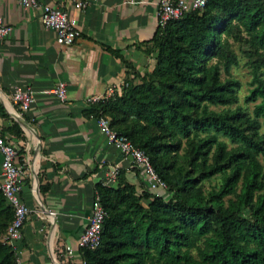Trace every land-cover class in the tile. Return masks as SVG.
Returning <instances> with one entry per match:
<instances>
[{"label":"trees","instance_id":"obj_1","mask_svg":"<svg viewBox=\"0 0 264 264\" xmlns=\"http://www.w3.org/2000/svg\"><path fill=\"white\" fill-rule=\"evenodd\" d=\"M150 43L153 68L94 110L145 152L166 189L121 173L115 186L96 184L107 216L100 244L80 248L82 261L264 264V0H208L158 24ZM235 44L250 69L251 111L237 104ZM10 131L20 133L17 124ZM12 215L0 192V236ZM0 264H17L1 243Z\"/></svg>","mask_w":264,"mask_h":264},{"label":"crops","instance_id":"obj_2","mask_svg":"<svg viewBox=\"0 0 264 264\" xmlns=\"http://www.w3.org/2000/svg\"><path fill=\"white\" fill-rule=\"evenodd\" d=\"M38 2L63 8L80 34L73 44L58 45L55 31L41 25L38 7L0 0V15L11 26L0 38V133L18 149L19 195L31 210L16 254L20 264H82L77 238L96 184L115 186L117 178H108L116 170L144 186L131 159L100 132L94 107L110 88L120 92L135 74L153 68L156 53L148 51L161 0ZM59 83L65 86L63 101L52 93ZM15 86L34 91L25 112L11 100ZM13 124L18 135L10 131Z\"/></svg>","mask_w":264,"mask_h":264},{"label":"built area","instance_id":"obj_3","mask_svg":"<svg viewBox=\"0 0 264 264\" xmlns=\"http://www.w3.org/2000/svg\"><path fill=\"white\" fill-rule=\"evenodd\" d=\"M208 0H190V1H174L161 0L158 7V24L164 25L170 20H175L183 16L185 13L202 10ZM23 8L38 7L40 9L39 20L41 25L46 29L54 30L56 33V42L61 46H69L79 37L77 23L63 8L50 6L46 3H39L38 0H20ZM76 7H83L82 3H77ZM11 26L4 23L0 15V38L9 34ZM52 93L60 100L66 99L65 86L59 83ZM116 93L114 88H110L104 98H95V101L106 100ZM34 99V91L30 87L15 86L11 93L13 104L25 112L29 109ZM97 124L100 132L105 138L119 151L123 156L131 159L133 165L138 168L144 178V187L149 190H165L166 185L155 173L148 156L145 152L136 147L125 135L113 130L110 121L106 117L97 118ZM0 154L2 160L0 163V192L11 207L13 215L7 230L0 240L1 244L8 245L12 248L16 263L20 264L16 254V243L21 241L23 237V226L30 213V209L21 199L19 193L22 188L21 176L22 170L19 166L17 147L0 136ZM117 171L111 172L109 181L116 180ZM108 185V184H104ZM52 216V212L47 215ZM107 213L103 208L100 198L95 194L90 204V214L87 225L77 238L80 248L94 249L101 241V233L103 221ZM82 264L84 262L82 261Z\"/></svg>","mask_w":264,"mask_h":264},{"label":"rangeland","instance_id":"obj_4","mask_svg":"<svg viewBox=\"0 0 264 264\" xmlns=\"http://www.w3.org/2000/svg\"><path fill=\"white\" fill-rule=\"evenodd\" d=\"M234 48L236 49V52L238 54V64L235 66L231 67L230 70V74L232 75V77H234L236 80H238L240 86L237 92V96H238V101L237 104L240 106H243L244 108H246L248 111H251L252 107H253V102L250 101H246V96L248 94L249 89L251 88V74H250V69L249 67L246 65V61H247V57L244 56L240 50H239V46L238 45H234ZM243 49H247V47H243ZM264 75V72H263ZM232 107H234V105H232ZM214 109H220L212 107ZM262 130V129H261ZM225 140V139H224ZM181 152V151H180ZM220 182V177L218 175L210 178L209 180H206L203 182V188L207 191L210 188L217 186ZM143 203L145 204L146 202L143 201ZM4 234L2 236H0V240L3 238Z\"/></svg>","mask_w":264,"mask_h":264},{"label":"water","instance_id":"obj_5","mask_svg":"<svg viewBox=\"0 0 264 264\" xmlns=\"http://www.w3.org/2000/svg\"><path fill=\"white\" fill-rule=\"evenodd\" d=\"M49 215V214H48Z\"/></svg>","mask_w":264,"mask_h":264}]
</instances>
